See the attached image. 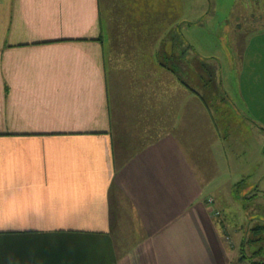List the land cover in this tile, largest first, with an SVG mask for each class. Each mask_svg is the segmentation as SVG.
<instances>
[{
  "label": "crops",
  "instance_id": "0c3cea01",
  "mask_svg": "<svg viewBox=\"0 0 264 264\" xmlns=\"http://www.w3.org/2000/svg\"><path fill=\"white\" fill-rule=\"evenodd\" d=\"M162 4L0 0V264L264 262L241 245L253 222L232 231L220 208L252 180L236 146L264 160V15L191 50L228 54L216 86L181 60L190 22Z\"/></svg>",
  "mask_w": 264,
  "mask_h": 264
},
{
  "label": "rangeland",
  "instance_id": "374dc122",
  "mask_svg": "<svg viewBox=\"0 0 264 264\" xmlns=\"http://www.w3.org/2000/svg\"><path fill=\"white\" fill-rule=\"evenodd\" d=\"M163 1L170 2L169 4L170 8H168V10L172 12L177 11V9L173 7V5L179 3V5L181 6L180 13L183 14L184 20L186 22H190L188 28L184 30L185 37H183L184 40L183 42L188 44L189 47L186 49L187 50L186 54L181 60H183V62L188 60V63H191L192 65L195 66H197L196 64H199V66L197 67H199L200 71L204 72L202 79L206 83L215 82V85L220 78H222L223 80L228 79V68H229L228 54L227 53L223 54L222 52L220 54V61L217 59L218 55H214L213 57L215 58H207L205 60L202 59L203 61H205L203 63L197 60L194 61V59L192 63L190 60L191 57L189 56V54H191V50L195 48L202 49L204 47L206 49V52L211 53L215 50L216 43H218L217 36L223 31L222 26H224V22L230 23L232 19H234V17L235 18L237 17L238 20L241 22L240 25H243L244 19L241 20L240 19L241 17H247V18L250 17V19H253L258 16L264 15V0H152V3H154V6L159 9L160 7L163 6L162 4ZM248 6L251 7L248 9ZM193 23L195 24L193 25ZM162 51L160 53H162ZM164 53H165V49H164ZM163 54L160 55L162 56ZM233 61H235V59H233ZM201 64L202 65L204 64V66H206L209 72L205 70V67L201 69L202 66ZM187 70L189 71V74L187 75H189V77L195 78L197 71L196 68L193 70L192 66H188ZM176 73L178 72H175V74ZM211 106H213V104H211ZM240 124H241V120H238L237 124L234 125V128L237 131L238 139H241L242 136L240 133L242 131L241 129L243 125ZM246 144H247V139H246ZM249 144H252V141ZM247 148L248 146H244V145L236 146L233 159H235V164L237 165L236 173L238 174L247 173L248 176L252 175V180L250 178H246L247 184L243 183L234 186L233 184H230L229 186L222 189V190L229 189V193L226 191H222V195L224 194L227 197H230L229 199L230 214H228V212L226 211V207L221 206L220 208L223 211L224 218L226 217V227L228 226L232 231H235L236 227H240L243 225L247 226L251 222H253L254 224L252 225L253 228L254 226L257 225V223H260L259 221L261 219V216L264 214V180L260 179L259 181H257L259 179L258 177H261V174L264 175V160L261 163L258 162L260 158L259 159L253 158V165L250 166L249 160L250 158H252L253 154L251 155V152ZM251 181L254 184L251 190L246 191L247 193L246 194L244 193V190L246 187L250 185ZM257 182H263V183H257ZM209 186L210 188H206L205 195H208L209 193L213 192L214 185L212 184ZM249 195L250 196L252 195V199L245 198L248 197ZM232 231H231V236L235 235L236 238L240 237V233L236 234V232L233 233ZM241 233L244 234L243 232ZM226 234H228L227 231ZM244 236H245L244 237L245 241L242 242L241 244L242 247H244L245 243L247 245L248 242L254 239V237L249 232H246ZM258 248H262V250L264 251V241L259 245H255V244L247 245V250H250L252 252L258 250ZM240 254L242 255V257L247 255L245 257L246 259H244L245 260L244 264H251L249 262V260L252 259L250 257L251 254L248 253L243 254V251ZM263 257H264V253L261 255V258ZM255 258L253 260H255Z\"/></svg>",
  "mask_w": 264,
  "mask_h": 264
},
{
  "label": "trees",
  "instance_id": "16d2710c",
  "mask_svg": "<svg viewBox=\"0 0 264 264\" xmlns=\"http://www.w3.org/2000/svg\"><path fill=\"white\" fill-rule=\"evenodd\" d=\"M165 54V55H164ZM163 55H162V60L164 59H166V54H168V52L167 51H165V53H164ZM168 56H169V54H168ZM172 56L173 57H176V55L172 52ZM160 63L164 66V67H166L167 68V66H166V63L165 62H161L160 61ZM205 67V70L206 71H208L207 70V68H206V66H204ZM203 67V68H204ZM172 71H173V69H172ZM209 72V71H208ZM251 232V235L254 237V239L253 240H251L250 242H248V244L249 243H253V244H255V243H262L263 241H264V226H259V225H256V226H254L251 230H250ZM244 245H246V243L244 244ZM259 251V250H258ZM258 251H256L257 253H258ZM257 253H254V254H257ZM249 262L251 263V264H264V262L263 261H255V260H253V259H250L249 260Z\"/></svg>",
  "mask_w": 264,
  "mask_h": 264
},
{
  "label": "built area",
  "instance_id": "2783aa9c",
  "mask_svg": "<svg viewBox=\"0 0 264 264\" xmlns=\"http://www.w3.org/2000/svg\"><path fill=\"white\" fill-rule=\"evenodd\" d=\"M208 203H210V204H211V203H212V200H211V199H209V200H208ZM215 214H216V215H218V213H215Z\"/></svg>",
  "mask_w": 264,
  "mask_h": 264
},
{
  "label": "clouds",
  "instance_id": "9594fccd",
  "mask_svg": "<svg viewBox=\"0 0 264 264\" xmlns=\"http://www.w3.org/2000/svg\"><path fill=\"white\" fill-rule=\"evenodd\" d=\"M0 230H6V228H4L3 226H0Z\"/></svg>",
  "mask_w": 264,
  "mask_h": 264
}]
</instances>
